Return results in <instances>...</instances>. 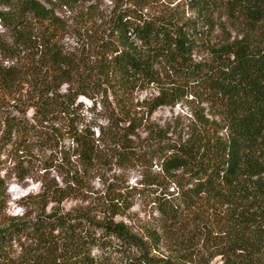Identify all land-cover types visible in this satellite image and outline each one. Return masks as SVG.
<instances>
[{"label": "trees", "instance_id": "trees-1", "mask_svg": "<svg viewBox=\"0 0 264 264\" xmlns=\"http://www.w3.org/2000/svg\"><path fill=\"white\" fill-rule=\"evenodd\" d=\"M147 1L112 0L101 10L81 0H0V21L15 35L13 44L0 40V215L1 155L36 149L89 167L157 165L145 184L163 231L134 232L115 220L117 203L101 206L100 217L91 207L53 210L0 228L3 262L25 234L36 241L32 264H114L117 255L121 264H205L193 240L218 264H264V0H181L161 14L146 12ZM186 5L189 16L179 11ZM68 11L79 21L70 24ZM67 31L74 48L61 42ZM150 88L157 93L134 104ZM108 92L107 123L85 124L78 98L96 109L95 97ZM189 97L207 113L193 112L186 136H167L150 120ZM191 225L184 237L173 232ZM163 239L175 256L153 253Z\"/></svg>", "mask_w": 264, "mask_h": 264}, {"label": "rangeland", "instance_id": "rangeland-1", "mask_svg": "<svg viewBox=\"0 0 264 264\" xmlns=\"http://www.w3.org/2000/svg\"><path fill=\"white\" fill-rule=\"evenodd\" d=\"M84 1L81 0V3L86 6L98 2L101 10L110 8L112 2V0ZM148 1L145 5V11L150 14H161L181 0ZM1 9L5 10L3 5H0ZM184 9L186 15L192 14L188 6H181L179 11ZM66 13L67 16H73L70 18V24L79 21L74 12L68 11ZM79 24L86 27L82 23ZM93 29L96 30L97 28L93 27ZM0 40L9 44H13L15 40L12 25L8 26L4 21H0ZM76 40V36L70 31L61 36V42L69 48L76 46ZM1 56L0 53V61ZM8 62L10 59L6 58L4 64ZM65 87L62 90H65ZM156 93L154 88L136 92L134 104L137 101L142 102ZM23 94H25V90H23ZM95 99L98 102L96 109L92 108L93 101L90 98L80 96L77 100V113L81 114V119L85 124L94 125L97 128L99 124L107 123L106 116L111 114L115 103L110 92L107 95L101 94ZM190 99L189 97L176 106L157 108L150 120L154 124L167 127L169 129L167 136L172 138L179 134L186 136L187 126L192 123L193 112L203 109L204 113H207L205 104H199L197 100L192 101ZM31 114L30 109L27 113L28 117H31ZM144 137L145 133L142 132V138ZM68 143L69 141L66 140L65 145L67 146ZM49 154H43L41 151L33 149L31 154L20 159L11 155L7 157V153L1 155V159L4 160L1 177L5 183V192L2 204L3 212L0 215V228L32 223L38 216H45L53 210L66 213L78 207H91L94 209L93 213H97L100 217L104 214L100 212L101 206L107 203H117L120 207H118L119 213L115 216L116 221L125 222L140 235L146 234L145 232L152 229L163 234L158 220V212L151 202L154 194L151 188L146 187L145 184L147 179L160 172L157 165H154L152 170L144 171L139 166L119 167L107 159L100 165L89 167L76 163L75 156H72V163L70 164L68 161L61 163L62 160L60 159L54 160V157H49ZM144 174L147 175L146 179L145 177L142 179ZM128 204L130 207L125 209ZM173 232H179L177 234L184 237L188 232H193V225L189 226L187 232L178 230ZM166 236L167 234H164L165 238ZM193 242H196V247H192V251H197L198 254L203 252L205 264L219 263L220 257L212 256L209 251H206L203 240H193ZM35 246L36 241L31 236L23 234L20 237H15L8 247V259L6 262L0 259V262L2 264H32L30 259L33 256ZM98 251L101 252L97 248L93 249V253ZM173 251L175 252V249L169 250L167 241L163 239L159 244V249L153 253L175 256ZM112 261L114 264H121L120 255H117ZM188 264H192V262H188Z\"/></svg>", "mask_w": 264, "mask_h": 264}, {"label": "clouds", "instance_id": "clouds-1", "mask_svg": "<svg viewBox=\"0 0 264 264\" xmlns=\"http://www.w3.org/2000/svg\"><path fill=\"white\" fill-rule=\"evenodd\" d=\"M81 98H83V97H81Z\"/></svg>", "mask_w": 264, "mask_h": 264}, {"label": "snow or ice", "instance_id": "snow-or-ice-1", "mask_svg": "<svg viewBox=\"0 0 264 264\" xmlns=\"http://www.w3.org/2000/svg\"><path fill=\"white\" fill-rule=\"evenodd\" d=\"M81 99H83V98H81Z\"/></svg>", "mask_w": 264, "mask_h": 264}]
</instances>
